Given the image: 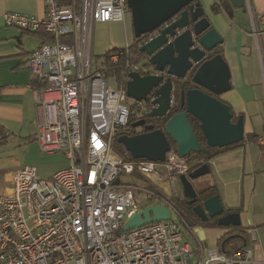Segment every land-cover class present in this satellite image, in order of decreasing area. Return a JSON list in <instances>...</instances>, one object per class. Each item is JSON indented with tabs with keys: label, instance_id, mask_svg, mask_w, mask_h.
Segmentation results:
<instances>
[{
	"label": "built area",
	"instance_id": "2783aa9c",
	"mask_svg": "<svg viewBox=\"0 0 264 264\" xmlns=\"http://www.w3.org/2000/svg\"><path fill=\"white\" fill-rule=\"evenodd\" d=\"M43 1L41 16L5 11L2 18L6 27L43 30L51 37L28 56L36 80L33 103L40 112L34 141L42 153L63 152L70 166L46 179L38 178L35 167L23 166L0 182V264H252L248 247L222 253L194 235L191 240L177 223L179 218L193 234L170 197L179 175L204 160L190 165L171 147L161 161L127 160L112 150L130 116L128 73L154 72L148 56L136 57L130 45L107 58L119 70L118 86L111 87L105 73L93 68L94 24L124 21L126 0ZM250 5L244 0L260 56L264 12L257 14ZM120 174L147 178L151 186L141 190L166 206L170 218L121 231L140 209L133 197L137 187L122 182ZM247 233L256 241L252 229Z\"/></svg>",
	"mask_w": 264,
	"mask_h": 264
},
{
	"label": "water",
	"instance_id": "95a60500",
	"mask_svg": "<svg viewBox=\"0 0 264 264\" xmlns=\"http://www.w3.org/2000/svg\"><path fill=\"white\" fill-rule=\"evenodd\" d=\"M233 6L245 8L244 0H230ZM130 10L132 36L135 39L155 31L138 50L148 56L151 74L128 73L126 95L138 103L139 112L151 119H165L161 128L145 124V118L130 123L144 125L145 132L119 134L117 142L132 159L161 161L175 145L180 157L192 153L208 154L211 148H224L244 139V120L234 116L229 105L219 98L231 88L228 64L214 52L222 37L211 26L199 0H126ZM184 83L191 86L185 88ZM190 117L198 123L205 144H201ZM211 172L204 160L187 174H180L182 193L192 211L202 222L214 218L219 226L241 225L237 211H226L217 193L200 199L194 181ZM115 180L114 183H116ZM169 209L153 204L136 211L121 231L145 223L167 220Z\"/></svg>",
	"mask_w": 264,
	"mask_h": 264
},
{
	"label": "crops",
	"instance_id": "0c3cea01",
	"mask_svg": "<svg viewBox=\"0 0 264 264\" xmlns=\"http://www.w3.org/2000/svg\"><path fill=\"white\" fill-rule=\"evenodd\" d=\"M199 1L211 26L222 37L214 52L219 51L230 71L231 88L219 98L229 105L235 117L243 116L244 139L216 148L207 160L211 172L196 179L195 185H200L201 190L214 187L224 209L237 211L241 226L253 230L258 243L252 252V257L256 252V260L251 257L253 264L264 260V142L258 141H264V31L258 56L245 8L233 6L230 0ZM249 2L257 14L264 12V0ZM5 11L41 16L44 1L0 0V131H6V140L11 135L34 139L40 112L33 103L32 87L36 80L28 69V56L49 40L44 39L42 30L28 32L6 27L2 18ZM100 47L98 43L97 50ZM197 226L198 234L205 239L211 236L217 240L227 230L217 224ZM192 233V237L200 239L193 229Z\"/></svg>",
	"mask_w": 264,
	"mask_h": 264
},
{
	"label": "rangeland",
	"instance_id": "374dc122",
	"mask_svg": "<svg viewBox=\"0 0 264 264\" xmlns=\"http://www.w3.org/2000/svg\"><path fill=\"white\" fill-rule=\"evenodd\" d=\"M131 15L130 10L125 15L124 21H110L106 23L107 25L94 24V32H93V68L96 70H100L105 73L108 83L111 87L118 86L117 81V73L111 67H107L104 61L106 60V52L108 50L124 48L126 45H132L135 38L132 36V23H131ZM98 43L101 44V49L97 50ZM143 54H135L136 57L142 56ZM126 104L128 105L130 116H134L137 114L138 103L135 100L131 99L127 96ZM122 132H127V128L124 127L121 129ZM34 139H24L22 137H17L15 135H11L10 139L7 138L5 143L0 145V182L6 178V172H10L15 170L16 168H23V166H32L36 169V175L38 178L46 179L52 176L55 172L67 168L70 165V160L66 157L63 152L57 153H42L38 147L37 141ZM112 150L116 151L118 154L123 156L125 159H131L130 153L124 150V147L121 143L117 142L115 138L112 144ZM191 155V154H190ZM188 155L186 157L190 158V165H193L197 159L194 156ZM120 180L122 182L134 183L135 187L140 189H133V197L139 209L145 208L147 206L158 204V199L149 193L141 190V189H149L151 186L150 181L147 178L139 177L135 174H120ZM194 187L198 192H202L200 189V185H195ZM176 184L175 190L171 194V200L176 205L177 200L185 199L182 193V186ZM225 203V202H224ZM182 213L183 211L180 210ZM186 220V218L184 217ZM214 218L208 219L204 221L202 225L214 226ZM191 228L195 231L196 235L199 236L201 242L205 247L214 248L217 246V240L214 237L208 236L206 239L202 238L198 232L197 221L192 219ZM206 222V223H205ZM177 223L181 226L184 234L189 236L191 240H193L192 235L186 229V226L182 221L177 218ZM199 233V234H198ZM194 241V240H193ZM258 243L251 239V243L248 246L250 250L253 252L255 248H257ZM256 252L253 254V259L255 258ZM72 264V263H70ZM253 264H264V260L260 262H255Z\"/></svg>",
	"mask_w": 264,
	"mask_h": 264
},
{
	"label": "trees",
	"instance_id": "16d2710c",
	"mask_svg": "<svg viewBox=\"0 0 264 264\" xmlns=\"http://www.w3.org/2000/svg\"><path fill=\"white\" fill-rule=\"evenodd\" d=\"M38 31H40V30H38ZM38 31H33V32H38ZM153 32H155V31H153ZM42 34L45 35V37H46L44 39L50 40L51 37L49 34L47 35V33L43 30H42ZM148 36H149L148 34H145L142 37L135 39L133 44L129 46L130 51L133 52L134 54H142L141 52H139L137 47H139L140 43H142L143 40L146 39ZM62 38H64V37H62ZM62 40H64V39H62ZM114 50H116V49L108 50L106 52V60L108 58V55L111 52H113ZM216 53H219V51H217ZM104 62L107 65V67L108 66L110 67V64H108L107 61H104ZM113 69L116 70L117 76H118L117 78H119V76H120L119 70L117 68H113ZM184 86H185V88H187V87H190L191 85L188 83H184ZM131 117L132 116H130V119H131ZM164 121H165V119H161V120L160 119H152V120H150V122L154 123L156 125V127H158V128H161L163 126ZM189 122H191V124L194 128L195 134L197 135L201 144L202 145L205 144L204 138H203L202 134H200L201 132L198 128L197 121L194 118H192V119H190ZM127 126H128V124H127ZM127 126H126V128H128ZM122 133H125V132L118 133L115 136V138L117 139L118 135L122 134ZM6 134H7L6 131H4V130L0 131V145L5 143ZM170 146H171V148H175V145L173 143H171ZM215 149L216 148H211L210 152L208 154L201 152V153H192L191 155L194 156L197 160H208L209 158L212 157V152ZM190 158L191 157L187 158L189 163L191 161ZM215 193H216V189L214 187L206 188L200 193V198L202 199V198H205L207 196L213 195ZM176 207L178 208L177 210L180 212V214L186 218V221L189 225H192V222H191L192 219L197 221V223H199V224L204 223V221L202 222L200 219H198V217H196V215L191 210L192 207L187 204L186 199L177 200ZM180 210H182L183 213ZM213 222H214V224L216 223L215 220ZM247 232H248V228L242 227L241 225L238 227H227L226 232L223 233V235H221L217 239V246L216 247L218 248V250L220 252L225 253V254H232V252H234L235 250L247 248L248 247L247 245H249L251 243L250 235Z\"/></svg>",
	"mask_w": 264,
	"mask_h": 264
},
{
	"label": "flooded vegetation",
	"instance_id": "af4514ba",
	"mask_svg": "<svg viewBox=\"0 0 264 264\" xmlns=\"http://www.w3.org/2000/svg\"><path fill=\"white\" fill-rule=\"evenodd\" d=\"M140 118H145V124L152 123V122H150V120H152L151 118L145 117L143 112L137 111V114L132 116L131 119H130V116H129V120H128V123H127L128 124V126H127L128 128H127V132H125V133H127V134L129 133L130 135H133V134L136 135L137 133L145 132L146 130H144V128H143L144 125H139V126L135 125V127H132L131 124H130V123H132V122H134V121H136L137 119H140ZM190 119H192V118L190 117ZM154 128H158V127H156V125L154 124ZM190 206L192 207V205H190Z\"/></svg>",
	"mask_w": 264,
	"mask_h": 264
}]
</instances>
